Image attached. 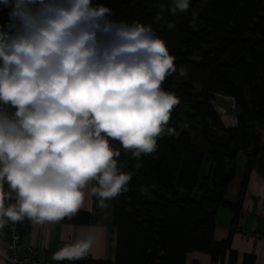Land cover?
<instances>
[{"label":"clouds","instance_id":"1","mask_svg":"<svg viewBox=\"0 0 264 264\" xmlns=\"http://www.w3.org/2000/svg\"><path fill=\"white\" fill-rule=\"evenodd\" d=\"M0 5L9 9L0 25V228L73 215L90 184L104 206L128 191L134 174L118 168L120 152L109 140L139 160L157 150L158 138L176 134L168 125L180 101L161 87L177 72L175 57L150 24L110 20L112 10L93 0ZM189 6L172 0L154 20L175 30L165 13ZM191 15L194 25L197 13ZM187 75L181 67L179 76ZM4 182L16 194L7 207ZM88 247L53 259L80 258Z\"/></svg>","mask_w":264,"mask_h":264},{"label":"trees","instance_id":"2","mask_svg":"<svg viewBox=\"0 0 264 264\" xmlns=\"http://www.w3.org/2000/svg\"><path fill=\"white\" fill-rule=\"evenodd\" d=\"M171 2L93 0L112 10L110 20L152 26L177 67L161 87L180 101L168 125L176 134L158 138L151 155L137 160L119 141L109 140L120 152L115 157L118 168L134 173L127 192L103 202L113 206L114 264H185L191 252L236 264L229 240L216 242L213 232L220 208L237 214L252 168L258 164L264 172V0H190L187 12L165 13L164 21L175 22V30L154 20L159 6ZM8 11L0 5V25L8 20ZM192 12L197 13L194 25ZM181 67L188 68L186 77L179 76ZM215 95L233 98L235 128L223 126L212 104ZM240 152L247 163L233 205L226 192ZM204 164L209 172L202 177ZM143 186L148 187L146 194L141 193ZM92 200L101 203L93 195ZM62 221L84 225L91 216L76 212ZM79 259L82 255L55 264H76ZM242 264H254V257L245 255Z\"/></svg>","mask_w":264,"mask_h":264},{"label":"crops","instance_id":"3","mask_svg":"<svg viewBox=\"0 0 264 264\" xmlns=\"http://www.w3.org/2000/svg\"><path fill=\"white\" fill-rule=\"evenodd\" d=\"M221 100H214L213 107L226 129L236 127L235 104L231 97L215 95ZM228 99V100H224ZM247 158L240 152L235 159L231 180L227 185L226 199L235 204L242 187L243 174ZM209 172V165L201 169L202 177ZM91 184L85 189L82 204L77 212L88 213L91 221L88 224H67L62 219L57 221L38 222L27 218L22 229V250H34L38 256L52 260L53 254L64 249H79L87 242L89 247L82 254L84 264H114L116 228L112 225L113 206L110 203L94 204L90 194ZM2 192L6 197L5 207L15 203V192L7 182L2 184ZM261 235L256 239L253 234ZM216 242L229 240L230 248L237 254L236 264H242L245 255L254 257V264H264V172L257 165L250 171L241 204L236 214L230 208H220L217 212L213 232ZM7 236L0 228V264H11L6 254ZM227 259V258H226ZM214 262L210 256L202 252H191L187 255L185 264H228ZM69 264V263H65Z\"/></svg>","mask_w":264,"mask_h":264},{"label":"built area","instance_id":"4","mask_svg":"<svg viewBox=\"0 0 264 264\" xmlns=\"http://www.w3.org/2000/svg\"><path fill=\"white\" fill-rule=\"evenodd\" d=\"M27 221V218L19 222H7L3 227L5 235L7 236L6 241V254L11 264H55L52 260L42 258L31 249H27L24 253L22 250V229ZM253 236L256 239H260L261 235L254 233Z\"/></svg>","mask_w":264,"mask_h":264},{"label":"rangeland","instance_id":"5","mask_svg":"<svg viewBox=\"0 0 264 264\" xmlns=\"http://www.w3.org/2000/svg\"><path fill=\"white\" fill-rule=\"evenodd\" d=\"M203 1H205V0H203ZM199 89L198 88H196V91H198ZM221 97H218V96H213V103H214V105L216 104L215 102H214V100H221L220 99ZM224 100H228V99H224ZM186 126V125H185Z\"/></svg>","mask_w":264,"mask_h":264},{"label":"water","instance_id":"6","mask_svg":"<svg viewBox=\"0 0 264 264\" xmlns=\"http://www.w3.org/2000/svg\"><path fill=\"white\" fill-rule=\"evenodd\" d=\"M76 264H84V260L83 259H79Z\"/></svg>","mask_w":264,"mask_h":264}]
</instances>
